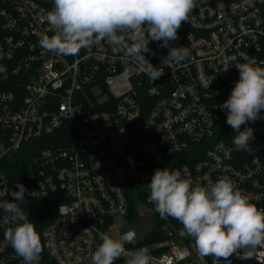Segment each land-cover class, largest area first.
I'll use <instances>...</instances> for the list:
<instances>
[{"label":"built area","instance_id":"built-area-1","mask_svg":"<svg viewBox=\"0 0 264 264\" xmlns=\"http://www.w3.org/2000/svg\"><path fill=\"white\" fill-rule=\"evenodd\" d=\"M53 7L0 0V204L21 183L29 222L27 202L53 213L38 264H91L99 234L119 237L132 215L147 213L153 232L148 183L158 168L179 170L193 186L227 177L264 210V110L241 126L253 129L250 151L216 139L227 118L217 105L239 79L235 66L264 67V0H197L171 42L189 48L182 63L162 66L169 49L149 42L146 59L164 71L154 82L107 41L75 56L43 50L36 33L53 34L44 19ZM4 216L0 209V264H25L4 238L12 227ZM162 219L164 241L126 250L148 249L151 264H264V245L250 257H202L177 220Z\"/></svg>","mask_w":264,"mask_h":264},{"label":"clouds","instance_id":"clouds-1","mask_svg":"<svg viewBox=\"0 0 264 264\" xmlns=\"http://www.w3.org/2000/svg\"><path fill=\"white\" fill-rule=\"evenodd\" d=\"M53 4L44 16L53 34L36 33L47 52L75 56L81 49L107 41L126 59L133 58L139 73L153 82L164 71L144 55L151 51L150 41H162L161 46L169 49L162 57V66L180 64L189 55L188 47L171 46V42L178 40L182 24L191 22L197 0H53ZM235 67L239 79L229 98L217 107L227 112L226 123L238 133L233 139L236 149L250 151L253 129H240L260 118L264 110V67L255 62ZM16 187L18 190L11 192L13 199L0 204L5 213L3 223L12 225L6 228L4 238L25 264H38L41 238L21 208L27 189L21 183ZM148 188L155 211L162 218L179 221L183 226L180 235L192 238L202 257L228 260L238 250L250 257L264 245V210L251 203L227 177L208 186H193L179 170L165 167L154 171ZM99 235L102 243L91 255V264H114L121 257H126V264H151L148 249L126 250V243L137 240L134 230L118 238L107 232Z\"/></svg>","mask_w":264,"mask_h":264},{"label":"trees","instance_id":"trees-1","mask_svg":"<svg viewBox=\"0 0 264 264\" xmlns=\"http://www.w3.org/2000/svg\"><path fill=\"white\" fill-rule=\"evenodd\" d=\"M225 126H222V131L216 136V139L218 140H224L228 142L229 144H233L234 136L233 133L230 131H233L231 126L226 123V120L224 121ZM234 145V144H233ZM27 207H29L30 212V218L31 223L34 224L36 231L40 234L41 230L49 224L53 217V213L48 212L47 206L41 204V203H35V202H27ZM151 216L153 220V232L147 236V238L143 242V246L145 245H153L158 242L164 241V235L162 232V226L164 223V220L161 218V216L156 213V211H151ZM129 223L133 222L135 220V216H131L128 219ZM175 225L177 228H182V224L180 222L175 221ZM102 243V242H100ZM99 243V244H100ZM99 246V245H98ZM114 264H126V261L123 259H117L114 261Z\"/></svg>","mask_w":264,"mask_h":264},{"label":"water","instance_id":"water-1","mask_svg":"<svg viewBox=\"0 0 264 264\" xmlns=\"http://www.w3.org/2000/svg\"><path fill=\"white\" fill-rule=\"evenodd\" d=\"M134 230L137 234V240L135 243H126L125 247H132L139 244H142L144 240L152 233L151 229V218L147 213L136 217V219L131 222L121 226L118 230V235L129 231Z\"/></svg>","mask_w":264,"mask_h":264},{"label":"rangeland","instance_id":"rangeland-1","mask_svg":"<svg viewBox=\"0 0 264 264\" xmlns=\"http://www.w3.org/2000/svg\"><path fill=\"white\" fill-rule=\"evenodd\" d=\"M115 223L117 224V227H118L119 225H121V224H124V222H123L122 219H120V218H116V219H115ZM112 237H113V238H118V236H117V230H116V229L114 230V233L112 234Z\"/></svg>","mask_w":264,"mask_h":264}]
</instances>
